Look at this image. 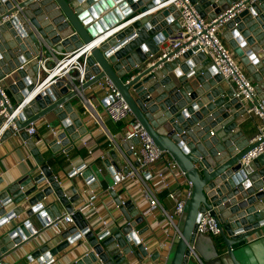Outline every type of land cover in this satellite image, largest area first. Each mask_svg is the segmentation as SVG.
Returning <instances> with one entry per match:
<instances>
[{
  "label": "water",
  "instance_id": "1",
  "mask_svg": "<svg viewBox=\"0 0 264 264\" xmlns=\"http://www.w3.org/2000/svg\"><path fill=\"white\" fill-rule=\"evenodd\" d=\"M238 1L190 0L210 20ZM164 5L165 0H0V82L14 100L0 95V142L19 132L37 155L25 129L53 113L62 133L45 139V147L52 159L67 154L86 134L74 106L83 107L80 95L107 78L154 144L192 183L180 235L173 239L165 264H194L188 246L198 245L197 223L206 211L220 229L218 239L208 242L207 264H257L256 251L264 243V155L242 165L259 142L250 143L240 127L251 106L233 97L213 63L196 49L170 62L158 60L160 44L180 28L178 13L171 14L173 8ZM224 27V42L251 76L256 98L264 105V0L247 5ZM49 51L55 57L78 58L80 70L50 79ZM108 103V98L102 100L103 107ZM129 144L120 145L127 155ZM101 161L112 176L122 168L114 150ZM83 169L70 174L71 187L64 190L43 161L38 175L28 173L0 188V229L22 214L27 217L0 234L2 264L61 220L58 206L72 214L73 226L60 234L59 245L44 243L27 253L22 259L28 264H52L58 252L81 237L91 251L74 264L157 263L159 254H149L140 241L148 229L135 231L145 222V211L130 200L122 205L110 190L123 222L100 235L74 211L82 203L74 178ZM86 169L89 176L80 177L90 186L95 173L91 166ZM45 181L48 188L36 192ZM50 196L43 206L41 201ZM11 203L14 208L6 213L3 207ZM33 217L41 229L33 230Z\"/></svg>",
  "mask_w": 264,
  "mask_h": 264
},
{
  "label": "crops",
  "instance_id": "2",
  "mask_svg": "<svg viewBox=\"0 0 264 264\" xmlns=\"http://www.w3.org/2000/svg\"><path fill=\"white\" fill-rule=\"evenodd\" d=\"M224 32L225 27L221 29V37ZM235 60L242 70L245 71L244 67L236 57ZM245 73L254 85L251 76L246 71ZM83 95L86 100H89L90 108L88 107L85 109L83 107H78L77 105H75L74 108L78 111V113H81L80 115L83 118L82 120L86 134L81 140L75 143L74 148L67 154H57V158L52 159L51 153L45 147V139L47 140L50 136L54 135V133L56 135L62 133V128L53 113L46 115L44 118L34 123L36 133L33 137H31V139L34 143L37 155H33L31 153L21 138L19 132L3 142H0V180L2 181L0 188L16 182L28 173H32L33 177L38 175L39 164L46 161L48 168L59 181L61 188L66 190L71 187L70 174H72L74 170L84 166L81 173L85 174V176H89V172L86 168L91 166L93 172L95 173V180L90 186L85 184L80 175H76L74 178L77 192L80 197H82V203L75 206L74 211H79L89 227L94 230L97 235H100V233L105 230L108 231L114 228L116 224H121L123 222V217L119 210L116 209L113 197L110 194L114 177L110 175L108 170L104 167V165H102L101 159H105L106 154L111 151L109 138H119L124 130V125L113 124L108 119L102 104L105 94L102 90L97 88L96 85L86 89L83 92ZM247 119V122L241 124L240 127L244 134L248 138L252 139L257 133L259 121L256 117L249 115L247 116ZM47 125L50 127H47ZM74 134H77V132ZM83 143H86V145H83ZM88 150L92 151L91 155L88 154ZM169 182V190L172 191L177 198H180L183 189L181 183L172 178ZM152 183L153 188L158 194L161 205L167 212L171 213L174 208V201L166 197L165 191L162 190L160 186L156 185L154 182ZM46 188H48V183L45 181L38 185L36 192H40ZM90 192L97 196L94 208H89L86 205ZM114 192L121 203L130 200L139 211H145L147 209L146 201L141 198L137 187L132 182L114 189ZM32 196L33 195H30L28 198H31ZM52 198L53 196L46 198L41 201V204H43V206H47ZM13 208L14 205L11 203L4 206L3 210L7 213ZM58 213L61 217L66 215L61 206H58ZM26 219V215L22 214L14 221L5 224L0 229V234L7 232V230L12 229L14 226ZM102 221H106L108 223L107 229L101 227L100 224ZM144 221L145 222H142L135 227V231L141 229L143 230L144 228L148 229L140 236V241L148 250L149 254L157 252L159 254L158 260L160 261V264H165L170 246L174 239H172L171 230L167 227L164 218L158 212H154V215L146 218ZM29 222L33 230L41 229V226L34 217L29 219ZM71 226H73V224L66 225L64 223H58L57 225L43 231L31 242L11 253L3 260L9 264H28L26 260L22 259L27 253L44 243H48L49 248L59 245L63 241L60 234L65 232ZM31 236L33 237V235ZM198 239V245L193 246L194 256L192 257L194 258V264H207L210 258V252L207 249L208 242L211 241L210 239H218V236L199 234ZM161 242H166L169 247H161ZM81 243L82 245L76 248ZM87 251H91V248L87 245L85 239L81 237L79 240L70 243L64 251L58 252L57 255L53 257L52 264H74V260L82 256ZM256 254L258 259L257 264H264V243H260ZM96 264L100 263L98 262ZM122 264L139 263L136 262V260H133L132 262H125Z\"/></svg>",
  "mask_w": 264,
  "mask_h": 264
},
{
  "label": "built area",
  "instance_id": "3",
  "mask_svg": "<svg viewBox=\"0 0 264 264\" xmlns=\"http://www.w3.org/2000/svg\"><path fill=\"white\" fill-rule=\"evenodd\" d=\"M255 1L257 0H239L232 4L224 14L210 20L201 17L190 0H165L164 7H172L174 12L171 14L178 13L180 28L160 44L158 53V60H165L166 62L175 60L193 49L205 54L215 66L225 85L233 89V97L245 102L247 106H251L247 115L256 117L259 124L257 133L250 140V143L259 142V145L242 159V165H247L258 156L264 155V105L256 98L255 87L251 79L236 62L220 32L225 23L231 21L247 5ZM48 60L53 66L51 70L47 71L52 80L67 76L70 70L79 71L82 66L79 59L74 56L55 57L51 51H49ZM96 87L104 92V98L109 99V103L104 107L108 119L113 124L124 125L120 141L114 137L109 138L111 150L117 153L122 165V168L113 176L111 190L114 191V189L132 182L137 187L141 198L147 203V209L144 212L146 218L154 215V212H158L171 230L172 239L178 237L180 235L179 222L185 212L187 201L191 197V181L187 179L185 173L180 170L173 159L154 144L147 132L134 119L127 103L109 79L105 78L98 81ZM0 95L6 99V92L2 89L1 82ZM80 99L83 108H90V102L85 99L83 93L80 95ZM47 127L50 126L47 125ZM25 132L30 138L33 137L36 133L34 123H31ZM122 143H130L128 145L129 155L121 149ZM88 154L91 155L92 151L88 150ZM76 174L81 175V171ZM171 178L183 186L180 198H177L169 190ZM152 182L165 191L167 198L174 201L175 204L171 213L167 212L161 205ZM96 199L97 196L90 192L86 205L89 208H94ZM115 207L118 210V205ZM58 223L72 224V214L64 215ZM100 225L102 228H108L106 221H102ZM196 234L219 236V225L208 211L201 214L197 223ZM160 244L161 247H169L166 242ZM188 250L194 256L193 246H188ZM0 264L2 263L0 262ZM156 264H160V261L157 260Z\"/></svg>",
  "mask_w": 264,
  "mask_h": 264
},
{
  "label": "rangeland",
  "instance_id": "4",
  "mask_svg": "<svg viewBox=\"0 0 264 264\" xmlns=\"http://www.w3.org/2000/svg\"><path fill=\"white\" fill-rule=\"evenodd\" d=\"M5 92H6V95L10 98L11 102L13 103L14 100H13L11 93L7 89L5 90Z\"/></svg>",
  "mask_w": 264,
  "mask_h": 264
}]
</instances>
